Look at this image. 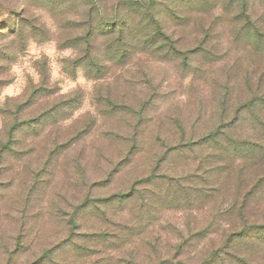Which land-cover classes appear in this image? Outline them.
Returning a JSON list of instances; mask_svg holds the SVG:
<instances>
[{
	"label": "rangeland",
	"instance_id": "374dc122",
	"mask_svg": "<svg viewBox=\"0 0 264 264\" xmlns=\"http://www.w3.org/2000/svg\"><path fill=\"white\" fill-rule=\"evenodd\" d=\"M264 0H0V264H264Z\"/></svg>",
	"mask_w": 264,
	"mask_h": 264
},
{
	"label": "trees",
	"instance_id": "16d2710c",
	"mask_svg": "<svg viewBox=\"0 0 264 264\" xmlns=\"http://www.w3.org/2000/svg\"><path fill=\"white\" fill-rule=\"evenodd\" d=\"M262 99V101H264V98H261Z\"/></svg>",
	"mask_w": 264,
	"mask_h": 264
}]
</instances>
